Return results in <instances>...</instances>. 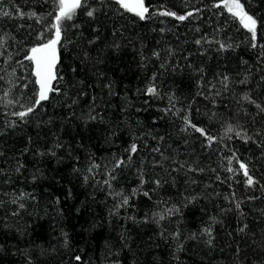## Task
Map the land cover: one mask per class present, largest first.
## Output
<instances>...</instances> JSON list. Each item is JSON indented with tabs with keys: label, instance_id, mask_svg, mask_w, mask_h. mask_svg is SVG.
Instances as JSON below:
<instances>
[{
	"label": "trees",
	"instance_id": "16d2710c",
	"mask_svg": "<svg viewBox=\"0 0 264 264\" xmlns=\"http://www.w3.org/2000/svg\"><path fill=\"white\" fill-rule=\"evenodd\" d=\"M240 2L255 41L222 0H81L21 119L57 0H0V264H264V0Z\"/></svg>",
	"mask_w": 264,
	"mask_h": 264
},
{
	"label": "snow or ice",
	"instance_id": "6c2138e0",
	"mask_svg": "<svg viewBox=\"0 0 264 264\" xmlns=\"http://www.w3.org/2000/svg\"><path fill=\"white\" fill-rule=\"evenodd\" d=\"M116 2L119 3L120 6L127 11L134 12L135 15H137L141 20L146 18L145 14L148 12V8L145 7L144 0H116ZM222 4L223 7L226 8L234 18H239V21L243 25V27L251 33L250 39L252 41H255L257 38V20L245 11L244 5L240 2V0H222ZM216 6L219 7V5ZM57 7L58 12L57 14H55L56 23L52 26L53 28H55V36L52 39H49L46 43H41L35 47H32L30 49V55L26 56V59L32 61L35 65L33 69V74L36 77L34 83L37 84L39 88L36 94L37 98L35 99L34 106L28 107L25 111L14 113V115L20 117L21 119L32 113L35 106L40 105L42 101L48 100L50 93L59 91L58 88H54L52 86V82L58 79V77L56 76V65L58 62L57 45L61 40V22L63 20L72 19L75 10L81 7V0H57ZM3 15H9V13L5 12L3 13ZM31 15H35V13H32ZM88 15L92 16L93 13L88 12ZM161 15L175 16L178 20H185L187 16H191L192 13L189 12L187 16H177L174 12H164L161 13ZM196 43L199 44L200 41H196ZM223 47L224 45H221V48ZM229 47L231 46L229 45ZM252 47H256V44L253 43ZM227 79V77H224V80ZM147 93L151 95L157 94L155 87H148ZM243 99H245L249 103H255V101L251 100V98L247 95H245ZM256 107L261 111H264V107H262L261 105L257 104ZM184 119L188 127H191L194 131L206 136L209 142L214 139L211 136H207V133L203 128H199L195 124H193L189 117H184ZM232 131L233 128L229 126L227 128V132L230 133ZM236 135L240 136L241 134L237 132ZM241 138L244 139L245 137ZM129 151L130 153H135L137 151V146L135 144H132ZM129 159H131V156H129ZM123 163L124 161L120 160L117 162L115 167H120ZM229 163H231V161H229ZM240 168L244 170L243 174L248 177L247 184L249 186L253 185L254 180L249 175L246 165L244 163H241ZM228 170L232 171L231 168H229ZM105 183L108 184L109 181H105ZM141 183H143V181H141ZM156 183L159 184V181H157ZM133 194H135V191ZM144 195L147 196L148 193L145 192ZM128 200L129 198L125 197L121 206L127 205ZM21 207H23V205H21ZM237 207H239V204H237ZM169 212H171V209H169ZM161 219H163V217H161ZM204 231L211 235L210 229H204ZM241 231H243V229H241ZM65 243H67V241H65ZM76 260H80V257L77 256Z\"/></svg>",
	"mask_w": 264,
	"mask_h": 264
},
{
	"label": "water",
	"instance_id": "95a60500",
	"mask_svg": "<svg viewBox=\"0 0 264 264\" xmlns=\"http://www.w3.org/2000/svg\"><path fill=\"white\" fill-rule=\"evenodd\" d=\"M58 63V62H57ZM31 64H32V72H33V69L35 67L34 63L31 61ZM57 66V65H56ZM34 75V74H33ZM34 78L36 79V77L34 76ZM55 83V80L52 82V86L54 85ZM37 88H39V86L36 84Z\"/></svg>",
	"mask_w": 264,
	"mask_h": 264
}]
</instances>
